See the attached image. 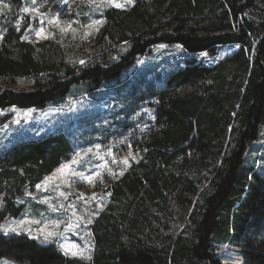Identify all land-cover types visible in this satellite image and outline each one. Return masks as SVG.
<instances>
[{"label": "trees", "instance_id": "16d2710c", "mask_svg": "<svg viewBox=\"0 0 264 264\" xmlns=\"http://www.w3.org/2000/svg\"><path fill=\"white\" fill-rule=\"evenodd\" d=\"M104 17L79 54L57 39L31 41L23 29H10L0 42V109L44 107L74 83L119 86L122 71L156 43H179L191 52L239 47L212 65L188 60L139 95L157 100L155 113L130 141L139 157L121 176L106 177L110 201L91 223L90 259L1 231L23 212L18 199L26 189L35 191L70 158L65 132L15 143L0 154V258L221 264L215 241L236 236L242 264H264V174L248 157L264 127V0H134L106 8ZM122 44L128 49L120 53Z\"/></svg>", "mask_w": 264, "mask_h": 264}, {"label": "rangeland", "instance_id": "374dc122", "mask_svg": "<svg viewBox=\"0 0 264 264\" xmlns=\"http://www.w3.org/2000/svg\"><path fill=\"white\" fill-rule=\"evenodd\" d=\"M133 2L115 0L123 7ZM110 6L115 7L108 0H0V42L10 29H23L27 40L54 38L69 47L70 53L79 54L80 47L93 40L103 26L104 11ZM25 8L30 11L25 12ZM237 46L238 43H226L213 52H191L179 43H156L122 71L119 86L90 89L89 83H74L65 95L44 107L1 108L0 154L15 143L38 139L53 131L65 132L72 144L70 158L36 184L35 191L26 189L18 199L25 206L23 212L9 218L1 231L27 234L43 244L54 242L65 254L61 248L64 245L70 249L65 255L83 251V256L76 257H91V223L110 201L106 177L121 176L131 160L139 157L130 141L138 131L151 125L155 113L151 103L157 100L140 99L139 95L154 84H163L170 70L188 60L212 65L237 50ZM127 49V44L118 47L120 53ZM20 84L30 86L25 79ZM248 157L264 174V127ZM88 176L92 177L91 182L82 178ZM215 243L221 264H242L238 237ZM0 264L26 263L0 258Z\"/></svg>", "mask_w": 264, "mask_h": 264}, {"label": "snow or ice", "instance_id": "6c2138e0", "mask_svg": "<svg viewBox=\"0 0 264 264\" xmlns=\"http://www.w3.org/2000/svg\"><path fill=\"white\" fill-rule=\"evenodd\" d=\"M33 2H34V0H33ZM108 2H109L110 4H114V6H115V7H118V8L124 6V5H122V4L115 3V0H108ZM126 2L130 4V3L133 2V0H126ZM24 11H25V12H28V11H30V10H29L28 8H25ZM96 23H99V21H97ZM161 47H163V45H162ZM237 47H238V46H237ZM204 55H207V54L205 53ZM125 163H127V161H125ZM82 178H83V179H87L89 182L92 181V177H91V176H88V177H82ZM37 187H39V185H38ZM12 231H15V229H12ZM71 247H72V248H78L77 245H72ZM61 248L65 250V254H69L70 249H68V248L65 247L64 245H61ZM71 254L74 255V256H76V255L83 256V255H84L83 251H71ZM88 258L90 259V257H88Z\"/></svg>", "mask_w": 264, "mask_h": 264}]
</instances>
